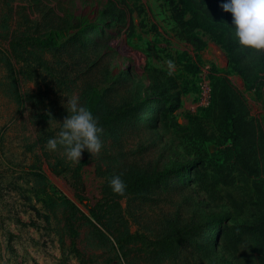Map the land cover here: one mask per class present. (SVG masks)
I'll return each mask as SVG.
<instances>
[{"label": "rangeland", "instance_id": "obj_1", "mask_svg": "<svg viewBox=\"0 0 264 264\" xmlns=\"http://www.w3.org/2000/svg\"><path fill=\"white\" fill-rule=\"evenodd\" d=\"M222 3L0 0V92L9 71L24 93L41 92L54 136L72 98L103 128L98 154L74 163L54 151L80 167V204L70 176L28 149V113L0 93V264H264V54L234 49ZM36 164L47 194L84 214L77 235ZM114 175L123 195L109 186ZM109 234L124 245L120 258Z\"/></svg>", "mask_w": 264, "mask_h": 264}, {"label": "clouds", "instance_id": "obj_2", "mask_svg": "<svg viewBox=\"0 0 264 264\" xmlns=\"http://www.w3.org/2000/svg\"><path fill=\"white\" fill-rule=\"evenodd\" d=\"M221 7L232 14L231 27L239 45L264 51V0H224ZM166 64L171 74L174 61L169 59ZM67 105L69 115L60 123L57 135L47 140V148H62L66 158L75 163L80 162L85 150L92 155L101 152L103 128L91 109L79 104L76 98L68 99ZM109 186L118 195H123L127 187L120 175L111 177Z\"/></svg>", "mask_w": 264, "mask_h": 264}, {"label": "trees", "instance_id": "obj_3", "mask_svg": "<svg viewBox=\"0 0 264 264\" xmlns=\"http://www.w3.org/2000/svg\"><path fill=\"white\" fill-rule=\"evenodd\" d=\"M223 1L224 0H219ZM236 40V39H235ZM216 43L219 44L227 54H233L232 48H230L228 45L223 44L222 40L218 39L216 40ZM235 50L238 51V53L241 54H255L257 57H262L264 54L262 51H256L249 48H242L238 41L236 40V44L234 47ZM0 65L2 59L5 58L6 54H0ZM230 59V58H229ZM9 65V64H8ZM254 65V64H253ZM259 65V64H258ZM10 67V66H8ZM4 83L5 88L1 90L0 93H2L3 96L7 97L11 102L14 103L17 110L23 113H28L29 115V122L34 128L35 133V141L28 149L31 150L32 148H36L37 146L41 150V155L45 162L47 163V167L54 176H70V180L72 181L73 188L75 190L76 198L82 204L86 198L84 197V191L85 187L82 180V172L80 171V167H72L70 162L66 160V158L62 157L60 158L57 153L54 151H51L47 148V140L49 138L55 137V131L51 124H45L41 121L40 115H39V108H37L39 104V96L41 92H32V91H26L25 93L22 91L20 86H17L13 83L17 82L16 75L11 74V72H7V76L4 77L3 80H1ZM6 82H8V87H6ZM13 82V83H12ZM22 113V114H23ZM108 116L107 113L102 114V117L105 119ZM2 138V136L0 135ZM2 140V139H1ZM1 143V141H0ZM40 159H37V162H39ZM203 163V161H202ZM32 172L34 176H36L37 179H40L44 190L43 193L47 194V178L44 174V172L41 170V166L38 164L33 165L31 167ZM47 199L50 202V205L56 206L58 202H61L63 204V213L67 216H70L69 220L65 219V221L68 223L71 230L74 231V234L77 235V230L80 226H77L75 223L78 221H85L84 214L76 208L71 202L67 201V199L58 197L56 194H47ZM84 207L88 208V205L84 203ZM89 212L91 213V216L93 219L98 222H100V219L97 217V213L93 209H89ZM236 220V219H235ZM234 220V221H235ZM233 221L232 218H228V222ZM88 223V222H87ZM240 231V230H239ZM113 238V242L111 243L113 246H111L112 251L116 255V258H120V254L123 253V247L124 245L119 241L118 237L115 234H109ZM102 238L105 239V235L101 233ZM107 236V235H106ZM237 236L245 240V243L248 244L250 235L248 233H242L237 232ZM107 238V237H106ZM124 255V254H123Z\"/></svg>", "mask_w": 264, "mask_h": 264}]
</instances>
